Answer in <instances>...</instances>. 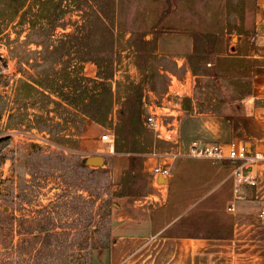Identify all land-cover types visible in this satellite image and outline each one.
Instances as JSON below:
<instances>
[{
  "label": "rangeland",
  "instance_id": "rangeland-1",
  "mask_svg": "<svg viewBox=\"0 0 264 264\" xmlns=\"http://www.w3.org/2000/svg\"><path fill=\"white\" fill-rule=\"evenodd\" d=\"M262 1L0 0V264L94 263L96 252L112 242L115 205L127 194L117 188L112 144L103 141L107 134L116 138L111 116L118 107L121 120L129 95H143L149 80L157 88L167 83L156 66L170 65L154 55L151 45L140 54L134 42L141 41L138 37L150 41L151 32L172 18L174 25L166 28L190 24L206 31L229 29L222 35L225 51L253 47L256 9ZM90 54L105 62L101 85L112 91L116 87L106 123L82 117L57 93L85 87L88 62L83 61ZM231 66L229 79L218 86L223 92L201 91L226 99L214 109L225 119L237 120L232 124L234 138L250 141L251 135L237 133L254 128L255 114L241 102L232 111L228 103L231 91L240 87L241 73L245 83L246 70H240V63ZM136 67L142 71L137 84L132 80ZM96 90L105 97L100 86ZM141 141L168 149L149 130ZM129 143L131 147V138ZM94 156L103 157L104 165H88ZM133 159L139 168L141 159Z\"/></svg>",
  "mask_w": 264,
  "mask_h": 264
},
{
  "label": "crops",
  "instance_id": "crops-1",
  "mask_svg": "<svg viewBox=\"0 0 264 264\" xmlns=\"http://www.w3.org/2000/svg\"><path fill=\"white\" fill-rule=\"evenodd\" d=\"M256 10L254 46L235 51L223 50V30L230 32L222 27L213 26L211 31L190 24L166 28L174 25L171 18L151 32L148 45L154 47L157 58L170 65L156 66L167 83L157 88L149 80L137 102L144 126L168 149L154 145L144 153L115 150L114 139L112 171L119 179L117 188H124L127 194L115 205L112 242L96 252L93 264H264V163L249 171L257 177L258 186H245L237 194L235 163L190 156L194 141L237 143L250 153L264 152V0ZM217 15L214 12V19ZM198 46L199 52L208 51L206 73L196 74L191 64ZM235 63H240L241 71L246 70L245 83L241 73L240 87L231 91L228 103L232 111L241 102L247 112L255 114L254 128L237 133L251 135L250 141L234 138L232 124L237 120L225 119L214 109V104L226 99H214L201 91L214 88L223 92L218 86L229 79L228 66L233 68ZM133 72L137 84L142 71L136 67ZM84 75L100 80L93 62L86 64ZM232 84L239 86L236 81ZM114 90L116 94V87ZM118 109L111 116L114 127L122 124ZM153 113L164 117L167 124L161 137L147 126V117ZM133 158L141 159L139 168L134 167ZM157 167L169 168L170 174H156ZM233 206L234 211L230 210Z\"/></svg>",
  "mask_w": 264,
  "mask_h": 264
},
{
  "label": "trees",
  "instance_id": "trees-1",
  "mask_svg": "<svg viewBox=\"0 0 264 264\" xmlns=\"http://www.w3.org/2000/svg\"><path fill=\"white\" fill-rule=\"evenodd\" d=\"M17 3V2H16ZM15 3V4H16ZM31 10H29L30 12ZM106 31L109 34V36H113V31L110 28L106 27ZM138 33V32H137ZM91 35V33H89ZM139 34V33H138ZM196 38L201 39L202 36L196 35ZM143 39V40H142ZM138 40L140 42H134L139 48V53L143 51L146 45H148V41H146L144 38H139ZM197 54L192 57L191 64L193 67V70L196 74L199 73H206L204 70V64L207 63L208 59V51L205 49L201 52H199V46L196 48ZM141 58V55H140ZM83 62H93L95 63L99 68V79H91L85 77L83 79L85 87L76 85L75 87H70L69 91L60 90L57 93L59 94L60 98L66 101L70 107H73V109L77 110L81 113L82 117L89 118L91 120H94L98 123H106L113 111L114 102H113V91L112 89H109L107 86L101 85L105 79L106 71H103V67L105 62H101L102 60L96 56L95 54H90V57ZM140 69H143L145 63L138 62L137 64ZM78 80L74 79L73 83H77ZM92 84H95V88L91 87ZM100 86V89L102 91L101 94L104 93L103 97L102 95L96 94L97 90L96 88ZM104 86V87H103ZM92 90V91H91ZM91 93V95H89ZM88 96V105L85 104V96ZM142 98V95L140 97H137L134 99V97L129 96L128 100V106L126 109V114H123L121 116V120L123 123L119 125L118 127H115V147L116 150H123L126 149L127 152L132 153H144L146 152L150 147L143 144L141 141V138L145 135L148 130L144 126L143 120H142V109L139 103L137 102V99ZM186 103H189V101H186ZM124 109V110H125ZM137 137L139 139H137ZM129 138L132 140V146L129 147Z\"/></svg>",
  "mask_w": 264,
  "mask_h": 264
},
{
  "label": "built area",
  "instance_id": "built-area-1",
  "mask_svg": "<svg viewBox=\"0 0 264 264\" xmlns=\"http://www.w3.org/2000/svg\"><path fill=\"white\" fill-rule=\"evenodd\" d=\"M146 123L148 128L157 133L159 137L166 131L167 124L164 117L157 113L149 115ZM103 141L111 143L113 146L114 138L111 134H107L103 136ZM190 156L197 159L231 161L235 163L234 178L237 194H241L245 186L255 188L258 186L257 177L249 171H252L257 165L264 163V152L257 151L250 153L246 146L237 143L223 145L216 142L194 141L191 145ZM154 171L156 174L162 176L170 174V169L165 167H157ZM230 210L234 211L235 207H231ZM262 216L264 217V210L262 211Z\"/></svg>",
  "mask_w": 264,
  "mask_h": 264
},
{
  "label": "water",
  "instance_id": "water-1",
  "mask_svg": "<svg viewBox=\"0 0 264 264\" xmlns=\"http://www.w3.org/2000/svg\"><path fill=\"white\" fill-rule=\"evenodd\" d=\"M88 165H104L105 159L100 156L90 157L87 160ZM162 179V177H160Z\"/></svg>",
  "mask_w": 264,
  "mask_h": 264
}]
</instances>
